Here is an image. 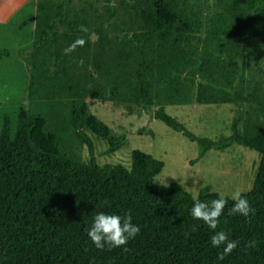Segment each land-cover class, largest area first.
Wrapping results in <instances>:
<instances>
[{
	"label": "trees",
	"instance_id": "16d2710c",
	"mask_svg": "<svg viewBox=\"0 0 264 264\" xmlns=\"http://www.w3.org/2000/svg\"><path fill=\"white\" fill-rule=\"evenodd\" d=\"M71 4L37 3L31 51L39 62H31L35 75L27 85L28 99L37 98L47 93V86L63 88L55 77L67 82L76 70L68 69L71 64L84 70L89 85L66 86L79 96L65 102L66 117L58 116L49 127L47 119L30 114L24 104L0 101V264H264V0H203L204 39L190 38L184 44L174 31L158 26L157 0H106L94 31V18H73ZM81 25L88 31H81ZM91 33L99 48L97 58L78 65L76 49L66 52L69 47L62 49L60 40L83 39L88 48ZM191 49L201 50L197 73L187 70ZM250 54L262 59L250 94L258 105L256 113L241 122V88ZM8 55L7 49H0V58ZM189 81L196 82L197 103L235 105L228 136L215 141L196 137L164 111L166 104L185 101ZM83 97L135 104L197 141L200 155L232 144L254 150L259 160L252 185L241 192L254 213L230 215L234 201L226 197L213 230L190 215L192 194L182 185L153 182L162 160L135 149L128 167L98 164L91 136L106 140L108 153L126 139L102 128ZM70 129L86 147V161L64 152ZM197 196L204 202L219 198L207 187ZM98 212L121 217L130 213L139 234L121 247L96 248L87 229ZM220 230L239 241L223 259L218 257L224 246L213 247L210 240ZM253 240L256 246L246 247Z\"/></svg>",
	"mask_w": 264,
	"mask_h": 264
},
{
	"label": "rangeland",
	"instance_id": "374dc122",
	"mask_svg": "<svg viewBox=\"0 0 264 264\" xmlns=\"http://www.w3.org/2000/svg\"><path fill=\"white\" fill-rule=\"evenodd\" d=\"M55 2L57 0H37ZM87 1L90 3L88 8ZM128 3L132 0H126ZM106 0H72V17L89 15L94 18L90 31L98 28L95 19L101 13ZM36 0H0V49H7L10 56L0 60V80L3 89L9 93L0 101H15L24 104L30 114H40L48 121L49 127L58 116L66 117L65 102L71 98L78 99L68 91L67 84L77 88L89 85L88 75L84 74L75 64L68 66L72 70L68 81L55 77L62 87L47 86V93L37 98L28 99L27 79L31 74V62H39V56L31 51L35 37ZM177 9H188L192 13L188 19L179 16L168 19L164 6H161L157 24L161 28L171 26L178 29L184 21H188L190 32L174 31L177 41L184 44L187 39H204L205 11L203 0H172L169 2ZM85 10L86 12H83ZM186 10V11H188ZM171 21V22H170ZM65 33L64 28L60 29ZM94 33L90 34V45L78 47L74 51L79 65L84 60L93 61L97 58L98 45ZM75 40H60V46L69 47ZM92 43V44H91ZM98 48V49H97ZM81 50V51H80ZM65 51V49L63 50ZM247 55V54H246ZM201 59L200 49H191L187 60V70L197 73ZM249 67L242 82L239 118L243 122L256 113L257 102L251 97L254 82L258 78L262 59L250 54ZM70 71V70H69ZM22 80V82H21ZM196 82L189 81L185 101L180 104H166L164 111L174 117L184 128L196 137L217 140L219 136L231 133V123L236 107L232 102L199 104L195 100ZM88 111L94 115L102 128H108L114 135H124L123 145L116 151L108 153L107 141L91 136L94 144V155L98 164H122L128 167L131 163L132 150L149 153L163 161L164 166L159 174L153 177L156 184L167 185L177 182L189 193L198 194L201 188L207 187L210 192L223 193L231 198L235 191L247 192L252 185L259 155L242 145L232 144L223 150L209 149L200 155L201 147L197 141L185 137L182 133L166 126L163 122L149 115L135 104H126L116 100H100L83 97ZM158 104L153 106L156 109ZM64 152L78 161L88 159L87 149L70 129L64 139ZM175 178H174V177Z\"/></svg>",
	"mask_w": 264,
	"mask_h": 264
},
{
	"label": "clouds",
	"instance_id": "9594fccd",
	"mask_svg": "<svg viewBox=\"0 0 264 264\" xmlns=\"http://www.w3.org/2000/svg\"><path fill=\"white\" fill-rule=\"evenodd\" d=\"M80 30L88 31L83 25L80 26ZM84 43L83 39H77L66 49V52L74 50L78 45L83 46ZM192 199L194 203L190 208V215L194 219L202 220L209 228L216 230L219 225V218L227 204L224 194L221 192L219 193V198L207 202L201 201L196 194L192 195ZM231 199L234 201V204L229 209L230 215L239 214L248 217L250 213H254V208L240 191L232 193ZM132 220L133 218L130 213H125L121 217L117 214L98 212L93 217L91 227L87 229V235L98 249L103 250L105 246L109 249L121 247L126 245L130 239H134L140 232L139 226L134 224ZM210 240L213 247L224 246L223 252L218 257L219 259H223L225 255L230 254L239 244L237 240H230L228 234L223 230L214 231ZM255 246L256 241L254 240L246 242V247ZM127 250L125 248V251Z\"/></svg>",
	"mask_w": 264,
	"mask_h": 264
},
{
	"label": "crops",
	"instance_id": "0c3cea01",
	"mask_svg": "<svg viewBox=\"0 0 264 264\" xmlns=\"http://www.w3.org/2000/svg\"><path fill=\"white\" fill-rule=\"evenodd\" d=\"M172 0H157V17H159V12H160V8L161 6H164V10H165V15L167 16L168 19H171L172 17H184L185 19L188 17L191 16V12L190 10L188 9H177L176 7H173L171 6L170 4H168L169 2H171ZM175 1V0H174ZM36 3H37V0H36ZM37 5V4H36ZM188 10V11H186ZM171 22V21H170ZM188 21H184V23H182L178 29L180 30H176V29H173L171 26H167V28H169L170 30L172 31H185V32H190V30L188 29L189 26L187 24ZM34 40V39H33ZM11 54L9 52V55L8 56H2L0 58V60H6L7 57H9ZM28 80L27 79V85H28ZM22 82V80H21ZM5 85L4 81L3 80H0V100L3 98V97H6L7 95H9V93L5 92V89H3V86Z\"/></svg>",
	"mask_w": 264,
	"mask_h": 264
}]
</instances>
